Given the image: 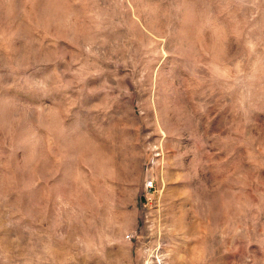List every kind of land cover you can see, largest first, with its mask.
<instances>
[{
    "label": "rangeland",
    "instance_id": "rangeland-1",
    "mask_svg": "<svg viewBox=\"0 0 264 264\" xmlns=\"http://www.w3.org/2000/svg\"><path fill=\"white\" fill-rule=\"evenodd\" d=\"M0 264H264V0H0Z\"/></svg>",
    "mask_w": 264,
    "mask_h": 264
}]
</instances>
